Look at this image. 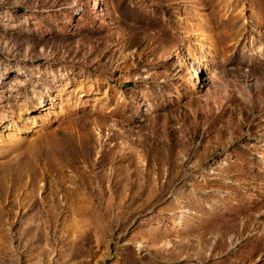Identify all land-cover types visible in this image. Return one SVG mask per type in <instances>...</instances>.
<instances>
[{
	"label": "rangeland",
	"instance_id": "obj_1",
	"mask_svg": "<svg viewBox=\"0 0 264 264\" xmlns=\"http://www.w3.org/2000/svg\"><path fill=\"white\" fill-rule=\"evenodd\" d=\"M0 264H264V0H0Z\"/></svg>",
	"mask_w": 264,
	"mask_h": 264
}]
</instances>
